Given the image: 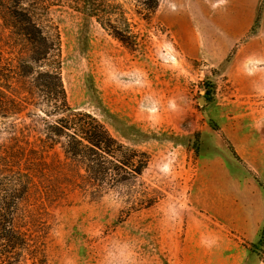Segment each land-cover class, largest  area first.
<instances>
[{
    "label": "rangeland",
    "instance_id": "obj_1",
    "mask_svg": "<svg viewBox=\"0 0 264 264\" xmlns=\"http://www.w3.org/2000/svg\"><path fill=\"white\" fill-rule=\"evenodd\" d=\"M116 2L134 44L52 7L61 75L70 107L148 164L101 194L85 191L64 139L43 142L52 118L40 98L0 121V151L45 160L37 264H264V0H160L148 19L134 0Z\"/></svg>",
    "mask_w": 264,
    "mask_h": 264
},
{
    "label": "trees",
    "instance_id": "obj_2",
    "mask_svg": "<svg viewBox=\"0 0 264 264\" xmlns=\"http://www.w3.org/2000/svg\"><path fill=\"white\" fill-rule=\"evenodd\" d=\"M134 1L144 19L160 3ZM56 5L79 12L85 20H97L126 44L137 39L116 0H0V121L22 114L34 106L29 99L40 98L48 107L46 116L52 118L43 142L52 141L48 147H53L64 139L65 158L76 167L79 183L85 191L101 194L106 184L140 176L148 157L115 138L94 114L68 104L61 75V34L50 15ZM7 147L0 151V264H37L45 249L48 213L39 169L45 160L25 157V152L12 154ZM258 247L264 249V227Z\"/></svg>",
    "mask_w": 264,
    "mask_h": 264
},
{
    "label": "water",
    "instance_id": "obj_3",
    "mask_svg": "<svg viewBox=\"0 0 264 264\" xmlns=\"http://www.w3.org/2000/svg\"><path fill=\"white\" fill-rule=\"evenodd\" d=\"M204 93H205V92L202 91V94H204ZM205 100H206V98H205L204 95H201V96L199 97V101H200L201 103H205Z\"/></svg>",
    "mask_w": 264,
    "mask_h": 264
}]
</instances>
